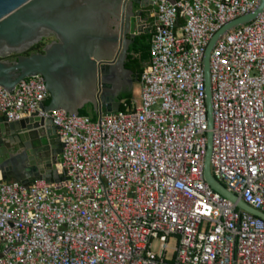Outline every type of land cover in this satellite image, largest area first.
<instances>
[{"label":"built area","instance_id":"2783aa9c","mask_svg":"<svg viewBox=\"0 0 264 264\" xmlns=\"http://www.w3.org/2000/svg\"><path fill=\"white\" fill-rule=\"evenodd\" d=\"M257 3L156 0L138 100L94 120L41 109L40 75L0 87V118H49L62 144L56 179L0 176V264H264V219L203 174V55ZM209 74L211 175L264 213V8L216 40Z\"/></svg>","mask_w":264,"mask_h":264},{"label":"water","instance_id":"95a60500","mask_svg":"<svg viewBox=\"0 0 264 264\" xmlns=\"http://www.w3.org/2000/svg\"><path fill=\"white\" fill-rule=\"evenodd\" d=\"M156 0H0V87L11 92L24 78L40 75L49 94L45 111L79 115L90 105L96 116L119 109V93L137 80L125 67L136 35L146 33L149 9ZM175 3L176 0H167ZM255 9L222 25L209 40L202 59L207 113V146L203 174L209 186L236 207L264 219V213L244 203L211 175L212 103L209 55L216 40L232 28L258 16ZM41 43V50L24 54ZM16 55L15 58H8ZM49 118L36 113L16 121L0 118V176L27 182L58 177L56 160L62 144ZM40 153L43 165L36 162Z\"/></svg>","mask_w":264,"mask_h":264},{"label":"trees","instance_id":"16d2710c","mask_svg":"<svg viewBox=\"0 0 264 264\" xmlns=\"http://www.w3.org/2000/svg\"><path fill=\"white\" fill-rule=\"evenodd\" d=\"M149 33H140L135 36L133 43L129 47V54L125 62V67L135 71L139 77L144 64L148 61L149 57ZM131 97V93H126L120 96V99ZM49 102V99L45 101V104ZM90 105L84 106L79 110V115L88 116L92 120L96 119V114L92 110H89Z\"/></svg>","mask_w":264,"mask_h":264},{"label":"crops","instance_id":"0c3cea01","mask_svg":"<svg viewBox=\"0 0 264 264\" xmlns=\"http://www.w3.org/2000/svg\"><path fill=\"white\" fill-rule=\"evenodd\" d=\"M152 8V7H151ZM146 63H147V61H146ZM145 63V64H146ZM144 64V65H145ZM135 74H136V76H137V80H133V83H132V86H131V88L129 89V90H125V91H121L120 93H119V100H120V96L121 95H123V94H126V93H131V97H132V94H137L138 93V96H139V90H140V85H139V77H138V75H137V73L135 72V71H133ZM138 84L139 86H138V88H136V90H135V84ZM135 92V93H134Z\"/></svg>","mask_w":264,"mask_h":264},{"label":"rangeland","instance_id":"374dc122","mask_svg":"<svg viewBox=\"0 0 264 264\" xmlns=\"http://www.w3.org/2000/svg\"><path fill=\"white\" fill-rule=\"evenodd\" d=\"M138 84L136 83L135 84V90H136V88H138ZM135 93V92H134ZM132 97L135 99V100H138V93L137 94H132ZM35 159H36V162L37 163H39L40 165H43V160H42V157H41V154L40 153H38V154H36V156H35ZM174 244V241L173 240H170V245H173Z\"/></svg>","mask_w":264,"mask_h":264},{"label":"flooded vegetation","instance_id":"af4514ba","mask_svg":"<svg viewBox=\"0 0 264 264\" xmlns=\"http://www.w3.org/2000/svg\"><path fill=\"white\" fill-rule=\"evenodd\" d=\"M41 43L35 44L33 45L27 52H25L24 54H29L32 52H37L41 50ZM16 55H10L8 56V58H15ZM89 110H92L91 108H89Z\"/></svg>","mask_w":264,"mask_h":264}]
</instances>
